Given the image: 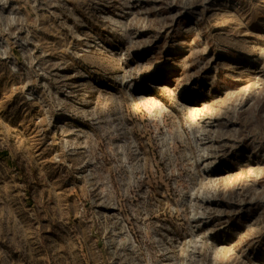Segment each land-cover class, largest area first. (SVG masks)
Masks as SVG:
<instances>
[{
    "label": "rangeland",
    "instance_id": "374dc122",
    "mask_svg": "<svg viewBox=\"0 0 264 264\" xmlns=\"http://www.w3.org/2000/svg\"><path fill=\"white\" fill-rule=\"evenodd\" d=\"M0 264H264V0H0Z\"/></svg>",
    "mask_w": 264,
    "mask_h": 264
},
{
    "label": "bare ground",
    "instance_id": "6f19581e",
    "mask_svg": "<svg viewBox=\"0 0 264 264\" xmlns=\"http://www.w3.org/2000/svg\"><path fill=\"white\" fill-rule=\"evenodd\" d=\"M168 88L165 86V87H163L162 88V90H167ZM210 167H212V164L209 162V161H204V165L202 166V169L203 170H206V169H208V168H210ZM193 215H192V217H191V220H195V219H197L198 218V214L196 213V212H193L192 213Z\"/></svg>",
    "mask_w": 264,
    "mask_h": 264
}]
</instances>
